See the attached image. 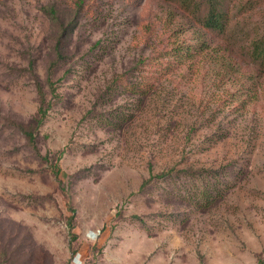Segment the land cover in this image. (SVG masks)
Here are the masks:
<instances>
[{"label":"rangeland","instance_id":"374dc122","mask_svg":"<svg viewBox=\"0 0 264 264\" xmlns=\"http://www.w3.org/2000/svg\"><path fill=\"white\" fill-rule=\"evenodd\" d=\"M74 1L0 0V264H264V78L144 77L147 27L177 7ZM50 3L77 12L53 67ZM239 20L264 23V0ZM35 83L58 99L32 146Z\"/></svg>","mask_w":264,"mask_h":264},{"label":"trees","instance_id":"16d2710c","mask_svg":"<svg viewBox=\"0 0 264 264\" xmlns=\"http://www.w3.org/2000/svg\"><path fill=\"white\" fill-rule=\"evenodd\" d=\"M74 2L80 5L82 0ZM163 2L175 5L178 12L167 10V15L158 19L157 26L147 27V34L156 32L155 37L159 35L160 37L150 45V54L139 61L138 65L141 69H145L143 65L154 66V68H146L148 72L143 74L144 77H150L148 74L155 77L180 66H186L185 69L191 73L199 66L210 69L209 64L212 63L214 69L218 71L219 83L224 81L223 76L226 74L219 71V68L225 70L231 68L233 73L245 77L248 82L249 79L251 82H258L259 79L264 78V23L253 22L251 26L249 22L239 20L240 16L249 15V11H252L261 0H163ZM43 9L57 25V31L54 32V49L57 56L52 62L53 67L57 61L64 58V40L75 26L77 12L76 16L72 12L60 16L55 3H50ZM178 13L180 14L176 17ZM176 19L180 22L170 26ZM157 27H159L158 30ZM238 60H245L248 68L242 69ZM51 69L50 67L48 78H51ZM203 69L198 72H205ZM115 80L125 79L121 74L115 77ZM232 82V84L236 83ZM48 84L51 90L56 88L53 81L48 80ZM35 85L38 95L35 115L31 122L17 124L18 129L32 146L35 144L37 126L42 124L48 111L58 99L56 92L52 98L47 99L42 87L38 83ZM139 85L135 87L137 91L139 87H147L150 83L145 80ZM60 156L59 151L57 159ZM55 167V173H57L58 167L57 165ZM162 175H164L163 172L156 177ZM153 177L154 174H150L142 185ZM261 261L263 258H260L258 263Z\"/></svg>","mask_w":264,"mask_h":264}]
</instances>
